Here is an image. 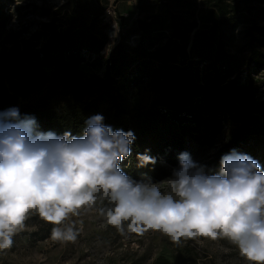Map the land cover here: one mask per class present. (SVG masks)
Wrapping results in <instances>:
<instances>
[{
	"label": "trees",
	"instance_id": "trees-1",
	"mask_svg": "<svg viewBox=\"0 0 264 264\" xmlns=\"http://www.w3.org/2000/svg\"><path fill=\"white\" fill-rule=\"evenodd\" d=\"M154 2L159 5L154 14L138 21L140 33L146 36L168 28L170 33L164 45L153 52L140 49L134 55L119 41L106 57L104 73L85 77L77 71L79 60L74 52H99L103 48L106 36L94 22L104 7L97 0H70L71 20L77 23L58 50L48 43L38 49L33 48L36 44L29 43L14 48L3 69L6 77L0 71V110L17 106L21 114L35 117L37 131L56 135L68 131L76 136L89 116L102 114L103 122L113 129L134 133L131 153L121 161V170L135 180L153 182L170 174L168 165L159 162L158 156L163 155L175 164V153L185 152L182 140L166 126L167 120L185 118L196 125L217 129L226 122L237 121L206 162L208 173L218 172L221 156L233 149L251 156L264 170V79L259 90L256 83L241 86L235 77L228 78L245 63L264 64V49L260 48L264 47V26L255 22L257 16H264V0H200L198 21L190 22L179 19L172 10V3L179 7L182 0ZM163 6L170 12L160 17ZM192 6L193 1L186 3L188 13ZM61 8L55 10V15ZM87 13L93 17L88 18ZM245 15L250 23L243 33L246 42L235 52H229L226 43L234 39V34L226 36L227 30ZM255 30L259 36H255ZM240 51L245 54L243 61L237 62L236 53ZM146 57L157 60L158 66L146 69ZM179 57L182 60L175 64ZM199 60H223L220 66L228 68L227 76L215 70L213 78L199 83L197 72L191 67ZM143 82L151 98L145 105L134 106L129 89ZM138 154L154 157L155 163L141 166ZM153 264L168 263L158 258Z\"/></svg>",
	"mask_w": 264,
	"mask_h": 264
},
{
	"label": "clouds",
	"instance_id": "clouds-1",
	"mask_svg": "<svg viewBox=\"0 0 264 264\" xmlns=\"http://www.w3.org/2000/svg\"><path fill=\"white\" fill-rule=\"evenodd\" d=\"M102 114L85 120L82 135L37 131L35 117L17 106L0 110V240L24 228L31 212L59 221L102 193L113 225L125 221L161 231L173 240L223 237L250 262L264 264V170L246 153L233 149L208 174L190 154L161 182L138 181L119 167L131 153V130L113 129ZM139 164L155 158L138 154ZM57 238L74 239L68 229Z\"/></svg>",
	"mask_w": 264,
	"mask_h": 264
},
{
	"label": "rangeland",
	"instance_id": "rangeland-1",
	"mask_svg": "<svg viewBox=\"0 0 264 264\" xmlns=\"http://www.w3.org/2000/svg\"><path fill=\"white\" fill-rule=\"evenodd\" d=\"M115 4L116 16H106L107 6ZM179 1V0H178ZM193 1L192 12H187L185 5ZM98 5L104 7L99 14L96 28L102 27L106 42L99 52L83 49L74 52L79 60L77 71L85 77L102 75L105 71V61L113 45L121 41L134 55L144 49L153 52L166 42L170 30L154 31L150 35L140 33L139 20L145 19L159 6L154 0H97ZM70 0H0V71L6 77L3 69L9 64L15 47L27 43L36 44L34 49L41 48L48 43L58 50L64 37L69 36L77 23L71 20ZM172 7L176 17L190 22L197 20L200 0H182L179 7ZM66 5V6H65ZM62 6L58 14L55 10ZM161 7L160 17L169 15L170 10ZM165 10V11H164ZM190 10V11H191ZM88 18L93 16L87 13ZM248 15L238 17L227 30L226 36L234 34V39L227 41L226 50L235 52L246 39L243 38L245 28L250 25ZM258 26H264L263 14L255 18ZM88 25V20H87ZM198 25V23H197ZM115 26V27H114ZM114 27V28H113ZM113 30V31H112ZM112 32V34H111ZM259 36V31H254ZM193 33H190L189 43ZM264 40V37L261 39ZM262 50L264 47H260ZM188 50V47L186 48ZM237 54V62H241L244 52ZM70 57V55H69ZM146 69L153 70L159 62L152 58H144ZM182 58H176L175 64ZM220 62H193L191 67L197 72L196 79L203 84L215 75L218 70L221 76H227L228 68L221 67ZM148 63V64H147ZM235 77L237 84L247 86L256 83L263 88L264 64L254 66L243 64L228 78ZM132 105H145L150 100V92L143 82L132 85L129 89ZM237 121H230L217 128H205L200 125L182 120H167L166 126L170 132L182 140L185 152L199 165L204 166L212 159V154L218 149L220 142ZM82 131L78 134L82 135ZM181 152H176L175 156ZM159 162L168 165L170 174L161 182L166 187V179L172 175V169L178 165L171 164L167 157L160 155ZM209 174V173H208ZM111 207L102 193L97 194V200L92 206H82L76 213L55 221L41 217L38 212H31L24 221V228L11 236V244L0 240V264H153L158 258L165 259L168 264H254L244 257L240 250L228 239L220 237L215 240L204 237H180L173 240L169 235L148 228H141L125 221L121 225L109 222L106 210ZM71 231L74 239L57 238L56 230Z\"/></svg>",
	"mask_w": 264,
	"mask_h": 264
},
{
	"label": "built area",
	"instance_id": "built-area-1",
	"mask_svg": "<svg viewBox=\"0 0 264 264\" xmlns=\"http://www.w3.org/2000/svg\"><path fill=\"white\" fill-rule=\"evenodd\" d=\"M113 2L111 1V3L107 6V8H106V16H110V15H112L113 17H115L116 16V11H115V4H112Z\"/></svg>",
	"mask_w": 264,
	"mask_h": 264
},
{
	"label": "bare ground",
	"instance_id": "bare-ground-1",
	"mask_svg": "<svg viewBox=\"0 0 264 264\" xmlns=\"http://www.w3.org/2000/svg\"><path fill=\"white\" fill-rule=\"evenodd\" d=\"M114 27H115V26H114ZM114 27H113V28H114ZM112 31H113V30H112ZM111 34H112V32H111Z\"/></svg>",
	"mask_w": 264,
	"mask_h": 264
}]
</instances>
